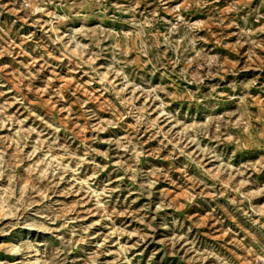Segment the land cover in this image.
<instances>
[{
  "label": "rangeland",
  "instance_id": "obj_1",
  "mask_svg": "<svg viewBox=\"0 0 264 264\" xmlns=\"http://www.w3.org/2000/svg\"><path fill=\"white\" fill-rule=\"evenodd\" d=\"M0 264H264V0H0Z\"/></svg>",
  "mask_w": 264,
  "mask_h": 264
}]
</instances>
